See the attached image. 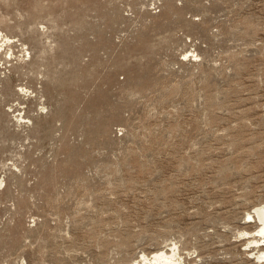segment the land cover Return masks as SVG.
Wrapping results in <instances>:
<instances>
[{"label": "rangeland", "instance_id": "374dc122", "mask_svg": "<svg viewBox=\"0 0 264 264\" xmlns=\"http://www.w3.org/2000/svg\"><path fill=\"white\" fill-rule=\"evenodd\" d=\"M0 36V264H264V0H0Z\"/></svg>", "mask_w": 264, "mask_h": 264}, {"label": "bare ground", "instance_id": "6f19581e", "mask_svg": "<svg viewBox=\"0 0 264 264\" xmlns=\"http://www.w3.org/2000/svg\"><path fill=\"white\" fill-rule=\"evenodd\" d=\"M254 213H255V218L258 220L257 222H259L258 224L259 226L257 227V231H256L258 239H255L256 237H253L250 243L257 244L261 241L264 242V204L256 207ZM247 218L252 219L254 217L250 215ZM177 256H178L177 248L174 245H172V247L168 251L161 250L152 253L150 256L143 255L142 261L145 262L146 264H181L179 263L180 260L177 258ZM257 259L259 260L264 259V251L258 254Z\"/></svg>", "mask_w": 264, "mask_h": 264}]
</instances>
